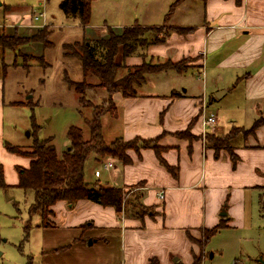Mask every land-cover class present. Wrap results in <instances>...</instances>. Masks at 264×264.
<instances>
[{
    "label": "crops",
    "instance_id": "0c3cea01",
    "mask_svg": "<svg viewBox=\"0 0 264 264\" xmlns=\"http://www.w3.org/2000/svg\"><path fill=\"white\" fill-rule=\"evenodd\" d=\"M202 1V9L197 6V11L195 3L189 5L194 7L189 21L196 22L176 26L189 30H172L164 41L151 43L146 49L147 57L165 62L189 59L187 68L199 67L198 76L203 75L202 92L191 85L178 88L175 83L156 90L154 86L158 82V86L164 85L165 78L151 77L154 86L147 88L149 91L144 87L146 79L138 87L137 96L126 97L121 92L113 95L118 111L114 117L121 115L123 122L119 137L129 141L163 135L159 139L162 156L176 167L177 175L160 162L152 148L130 151L132 161L128 164L114 160L113 170L106 171L107 182H99L124 189L136 185L141 202L150 211L138 217L132 211L117 212L112 206L88 199L74 204L59 200L53 205L54 226L43 227L40 264H150L155 257L160 264H190L194 253L200 252L190 237L199 239L205 228L214 227L225 216L230 218L228 226L207 240L203 248L209 255V243L224 233L228 245L217 248L209 257L227 254L233 258L239 253V244H230L228 234L232 227L246 226L251 192L258 191L262 200L264 124L257 126L254 133L240 132L242 137L238 141L233 139L238 157L234 165L228 150L216 152L202 136L203 132H216L213 127L203 126L202 117L210 105L205 93L209 75L219 81L228 77L243 83L242 105L250 119L245 116L248 126L242 123L236 128L248 129L264 116V0ZM143 60L133 54L125 62L137 65ZM157 73L168 76L181 72L170 68ZM227 93L229 90L225 89L218 95ZM2 94L0 83L1 113ZM190 123L197 138H173L172 133L185 130ZM1 133L0 127V139ZM222 230L225 231L220 233ZM258 255L245 249L242 258L231 263L262 264L260 259L264 256ZM203 263L210 264L206 258Z\"/></svg>",
    "mask_w": 264,
    "mask_h": 264
},
{
    "label": "rangeland",
    "instance_id": "374dc122",
    "mask_svg": "<svg viewBox=\"0 0 264 264\" xmlns=\"http://www.w3.org/2000/svg\"><path fill=\"white\" fill-rule=\"evenodd\" d=\"M61 1L0 0V33H17L26 36L29 40V36L36 34L45 25L50 26L51 29L46 39L22 43L16 50L6 49L4 52L0 50V83L4 99L1 102L2 113L0 112L2 130L0 166L3 168L4 180V184H0V264H28L30 259L33 264H40L43 260L42 215L39 211L30 213L31 204L34 202V191L16 186L17 167H28L30 158L10 151L8 144L19 145L26 150L35 141V137L39 139L53 137L58 154L62 155L69 147L67 133L72 125L83 129L85 139L90 138L91 130L87 121L93 118L92 105L103 104L104 108L112 107L109 101H103L108 94L103 88L96 86L99 83L98 78L94 75L84 77L80 61L65 56V52H71V49H65V45L70 43L68 45L75 52L81 53L80 47L73 44L74 42L88 39L94 41L107 35L109 28L120 32L124 26L135 22H139L143 27H159L155 35L163 37L182 23L196 22V19L189 21L188 16L193 12L191 9H194L189 5L195 3L197 11V6H201L202 9L203 4L202 0H185L182 5L175 7L173 14L167 16L171 4L176 0H95L92 4L90 23L83 25L79 17L67 15L61 9ZM155 35L145 33L146 38L151 40L156 37ZM117 61H121L120 54L117 56ZM146 62L150 65L165 63L159 58L151 57H146ZM189 62V59L182 61L186 67ZM198 69L199 67H188L181 73L168 74V76L159 73H154L155 76L153 73L152 76L148 74V82L144 87L149 91L147 88L154 86L151 77H159L160 80L165 78V81L164 85L159 86L158 82L157 86H154L156 90L165 86L171 87L175 83L178 88H187L191 85L201 91L204 82L203 75L198 76ZM126 71V68L120 70L119 75H124ZM67 77L75 81L84 79L87 84L95 85L94 88L86 91L85 96L90 99L86 102L87 105L80 102V94L69 85ZM208 78L209 87L205 93L208 95L210 105L205 109L204 114L215 112L219 121L207 127L215 128L216 132H203L202 136L208 139V134L224 135L236 127L243 126L242 123L248 126L249 123L244 121V118L246 116L250 119V116L242 105L243 83L228 77L224 81H219L210 75ZM225 89H228L229 93L217 96ZM100 120L104 142L110 145L121 135L123 125L121 115L114 117L110 113H104ZM185 134L188 133L181 134L179 131L172 133L173 138L176 139L182 138ZM241 137L239 134L233 139L238 141L237 139ZM206 143L208 144L207 141ZM93 157L90 155L86 161L85 179L94 180V183L95 180L107 182L108 172L103 170L102 164L109 157L99 156L98 161ZM97 168L102 170V175L98 178L94 175ZM123 190L126 191L127 197V201L123 204L126 212L150 211V208L140 205L139 191L135 187L123 188ZM249 199L252 203L247 207L246 226L232 227L228 234L231 238L229 243L236 241L240 246L237 248L239 253L236 257L232 258L231 255L228 257L227 254L224 256L218 254L212 259L209 257L217 248L228 245L225 243L223 233L225 230H222L220 233L223 234L209 243V255L203 248L205 232L199 239L193 238L196 246L200 248V252L194 253L197 258L201 257L202 262L206 258L210 264H233L231 262H234L235 258H240L245 249L264 256L260 252H264V215L260 209L263 201L258 191L251 192Z\"/></svg>",
    "mask_w": 264,
    "mask_h": 264
},
{
    "label": "trees",
    "instance_id": "16d2710c",
    "mask_svg": "<svg viewBox=\"0 0 264 264\" xmlns=\"http://www.w3.org/2000/svg\"><path fill=\"white\" fill-rule=\"evenodd\" d=\"M93 1L95 0H62L60 7L67 15L77 16L83 25H87L91 20ZM180 1L177 0L171 6L170 11L166 14L167 16L172 14L176 4ZM236 1L238 3L242 2V0ZM189 29L175 27L174 31L185 33ZM107 30V35L99 37L94 41L88 39L83 42H74L73 44H77V47H80L81 53L75 52L68 45L70 43L65 45V49H71V52H65V56H70L80 61L84 77L94 75L98 78L99 83L96 86L103 88L108 94V97L104 98L103 101H109L112 106L111 108H104L103 104H91L94 108V114L93 118L87 121L91 130L90 138L85 139L83 129L72 125L67 133L70 148L68 147V149L63 151L62 155L58 154L53 137L45 139L35 137V141L26 150H23L22 146L7 143L10 151L30 158V165L28 167H17L18 183L16 186L34 191V202L31 204L30 213L36 211L41 213L43 227L54 226V221L51 219L54 215L53 205L59 200H65L70 204H74L80 199H88L103 206H112L117 212L125 209L123 204L124 201H127V197L125 196L126 191L123 188L111 184H102L99 180H96V183H94L85 179V164L90 155H93V158L97 159V161L100 160V157H109V159L128 164L132 161L130 151L139 152L141 148H152L156 151L160 162L173 174L177 175L176 167L169 165L162 156L163 146L159 144V139L163 135L155 138L136 137L129 141L118 137L112 141V144L108 145L103 139L100 117L104 113H110L113 116L118 115L117 107L113 100L114 93L121 92L126 97L137 96L138 87L146 81L148 74L170 68L182 72L187 67L182 63L183 60L180 62L166 61L163 64L151 65L146 62L147 47L151 43H159L165 39V36L157 37L155 35L159 31V27L157 26L143 27L139 22H135L132 25L124 26L120 32L115 31L113 28ZM50 31V26L45 25L36 34L29 36V40L26 36H20L17 33H0V50L3 52L6 49L16 50L22 43L46 39ZM146 32L152 33L156 37L152 40L147 39L145 36ZM119 54L121 55V61H117ZM133 54L142 56L144 62L137 65L126 64V58ZM124 68L127 70L126 73L119 75L120 70ZM66 79L69 85L74 87L80 94V102L83 105H87L86 102L90 99L85 96L86 91L87 89L94 88L95 85L87 84L84 79L82 81H75L68 77ZM191 124L185 130L179 131L181 134L188 133L183 135L182 138L193 139L198 137L192 133ZM260 124H264V116L259 117L248 129L235 128L224 135L208 134L209 145L216 152L222 149L228 150L232 156L234 165H236L238 157L234 153L233 138L240 132H243L245 135L254 133ZM34 128L37 130L35 125ZM138 141L140 142L139 144ZM0 184H4L2 166H0ZM260 188L262 189L261 198L263 201L260 209L264 215V185ZM139 199L141 206L149 208L141 202L140 193ZM133 214L141 217L145 212L136 211ZM229 220L230 218L225 216L214 227L205 228L203 243L205 244L215 233L228 226ZM190 238L193 239V237ZM28 264H33L32 259H30ZM150 264L160 263L155 257L151 258ZM175 264L184 263L177 262ZM190 264H203V262L201 261V257L197 258L194 254L193 261Z\"/></svg>",
    "mask_w": 264,
    "mask_h": 264
},
{
    "label": "built area",
    "instance_id": "2783aa9c",
    "mask_svg": "<svg viewBox=\"0 0 264 264\" xmlns=\"http://www.w3.org/2000/svg\"><path fill=\"white\" fill-rule=\"evenodd\" d=\"M42 14L44 15L43 12H42ZM39 17H40V15H39ZM39 17L37 16L36 19H38ZM202 118H203L202 123H203L204 127L213 126L217 122V113L211 112L208 115H205L203 113V117ZM102 165H103V170L109 171V170H111L114 167L115 162H114L113 159H107V160H105L103 162ZM94 175L96 177H100L102 175V170L97 168L95 170V174Z\"/></svg>",
    "mask_w": 264,
    "mask_h": 264
},
{
    "label": "water",
    "instance_id": "95a60500",
    "mask_svg": "<svg viewBox=\"0 0 264 264\" xmlns=\"http://www.w3.org/2000/svg\"><path fill=\"white\" fill-rule=\"evenodd\" d=\"M0 5H1V2H0ZM217 96H219V95H217ZM29 134V133H28ZM70 148V147H69ZM90 242H92V240H90ZM211 255H212V253H211ZM260 261L262 262V264H264V259H260Z\"/></svg>",
    "mask_w": 264,
    "mask_h": 264
}]
</instances>
